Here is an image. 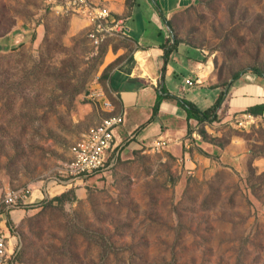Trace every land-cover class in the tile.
<instances>
[{"label":"rangeland","instance_id":"rangeland-1","mask_svg":"<svg viewBox=\"0 0 264 264\" xmlns=\"http://www.w3.org/2000/svg\"><path fill=\"white\" fill-rule=\"evenodd\" d=\"M72 16L43 0H0V192L51 183L101 112L87 101L90 86L109 94L103 58L121 37L94 46ZM170 21L204 78L223 87L252 72L264 81V0H191ZM233 114L213 122L216 138L199 135L221 149L243 140L241 166L223 161L237 152L221 160V149L208 153L189 133L177 153L172 142L123 139L110 168L66 189L74 199L32 203L11 223V264H264V118L242 127Z\"/></svg>","mask_w":264,"mask_h":264},{"label":"crops","instance_id":"crops-1","mask_svg":"<svg viewBox=\"0 0 264 264\" xmlns=\"http://www.w3.org/2000/svg\"><path fill=\"white\" fill-rule=\"evenodd\" d=\"M91 1L106 6L111 17L123 18L128 27V37L107 44L103 58L102 68L107 67L105 69L110 76L106 80L109 94L106 95L97 82L90 86L87 94V101L91 103L90 100L94 99L101 111L97 119L93 120L94 124L111 114L123 116V122L115 128L112 147L107 150L108 161L119 154L123 139L128 141V145L136 147L151 145L158 138L165 139L168 144L172 142L169 149L177 153L178 146L175 144L185 138L187 130L202 150L209 153L216 148V151H220L221 148L215 143L202 139L197 130L201 126L207 138H216L219 133L213 125L214 121L198 122L195 118L187 117L183 101L191 102L202 111L223 93L217 109L218 117L221 113H235L233 115L237 117L249 114V106L263 104L262 115L251 116L254 122L264 118V81L259 74L244 72L222 87L213 80L204 78L205 70L202 69L199 55L193 49L181 42L175 43L171 48L175 39L170 19L176 11L188 6L191 0H131L128 4L127 0ZM71 21L76 26L81 23L80 26L86 28V22L77 15H73ZM167 48H171L168 53ZM185 79L193 80L194 83L187 85ZM157 98L158 108L153 114ZM105 101L110 105H104ZM229 141L221 149L223 153L220 159L223 160L225 153L237 152V155L225 156L223 160L236 168L241 166V155H245L246 147L240 138H231ZM183 155L188 165L191 158L186 152ZM79 181L49 182L40 188L37 186L33 197H42L38 201L41 203L43 195L51 198ZM32 205L11 210L7 216L8 222L17 221L24 215L26 208Z\"/></svg>","mask_w":264,"mask_h":264},{"label":"built area","instance_id":"built-area-1","mask_svg":"<svg viewBox=\"0 0 264 264\" xmlns=\"http://www.w3.org/2000/svg\"><path fill=\"white\" fill-rule=\"evenodd\" d=\"M43 5L45 9L57 15H77L83 18L87 27L86 34L94 46H98L109 37H128V27L123 18L111 17L106 6L91 0H43ZM185 83L192 85L194 81L185 79ZM104 105L110 104L105 101ZM241 117L237 123L242 127L254 122L253 116L249 114H243ZM122 122V115L111 114L89 126L70 145L69 158L51 181L54 183L82 181L110 168L114 159L108 161L107 150L112 147L115 128ZM167 142L168 140L158 138L151 143V147L158 149ZM35 187H37L35 184H28L0 192V264H8L16 252L15 236L11 235L14 234V228L8 222V213L15 208L41 200L42 197L39 199L33 197ZM43 199L49 198L43 195Z\"/></svg>","mask_w":264,"mask_h":264},{"label":"trees","instance_id":"trees-1","mask_svg":"<svg viewBox=\"0 0 264 264\" xmlns=\"http://www.w3.org/2000/svg\"><path fill=\"white\" fill-rule=\"evenodd\" d=\"M167 23H169V21H167ZM176 41L174 40L173 44L171 45V48L174 47ZM171 48H167V53L168 51L171 49ZM104 51L101 52V54H103ZM254 71L258 72V70L254 69ZM259 74V73H257ZM239 76V73L235 74L234 75V78L232 81H234L237 77ZM102 77L104 78H109V74L107 72H105L104 74H102ZM222 98H223V93H220L218 95V97L216 98V100L214 101V103L204 109V110H199L194 104H192L191 102L189 101H183L185 107H186V110H187V117H192V118H195L197 119L198 122H212V121H215L218 117L217 115V109L219 108L220 106V103L222 101ZM158 103H159V98H157L155 100V104L153 105V109H152V112L153 114L157 111V106H158ZM262 110H263V104H256V105H253V106H249L247 108V112L250 114V115H262ZM189 132V130H187V133ZM199 134H201L203 137L206 136V133L204 131V129L201 128L200 131H198ZM75 196H74V191L72 190V188H69L68 190H66L65 192H62L61 194L59 195H56V196H53L51 197L50 199H43V201H41V203L39 204H44V203H53V202H56L57 204H62L65 200H72L74 199ZM8 218V217H7ZM12 258V257H11ZM11 259L9 260L8 264H11Z\"/></svg>","mask_w":264,"mask_h":264}]
</instances>
